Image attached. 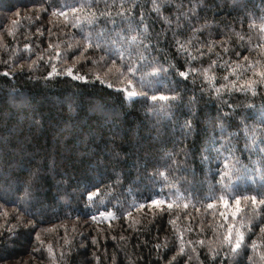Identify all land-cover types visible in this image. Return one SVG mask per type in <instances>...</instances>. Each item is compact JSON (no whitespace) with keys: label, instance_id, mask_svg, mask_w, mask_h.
I'll use <instances>...</instances> for the list:
<instances>
[{"label":"trees","instance_id":"1","mask_svg":"<svg viewBox=\"0 0 264 264\" xmlns=\"http://www.w3.org/2000/svg\"><path fill=\"white\" fill-rule=\"evenodd\" d=\"M249 14L264 16V0H0V264H264L262 206L241 200L232 216L219 199L264 197V90H213L233 52L260 47L256 30L240 38ZM101 32L117 46L135 36L147 47L133 59L138 49L165 70L137 84L147 97L129 99L105 74L110 49L84 47ZM210 65L211 84L177 74ZM149 89L180 99L154 102ZM229 154L234 171L220 181ZM228 225L244 233L235 253Z\"/></svg>","mask_w":264,"mask_h":264},{"label":"snow or ice","instance_id":"2","mask_svg":"<svg viewBox=\"0 0 264 264\" xmlns=\"http://www.w3.org/2000/svg\"><path fill=\"white\" fill-rule=\"evenodd\" d=\"M77 9L72 8L71 11L75 12ZM55 15V13H53ZM19 15V13H17ZM60 15H64L63 12L60 13ZM15 23V21H13ZM251 27V25H250ZM262 29V34H264V25H261ZM121 40H124L123 37H121ZM85 48H96V49H110L109 51V56L114 57L111 59H106L105 56H101L99 58L100 62H103L104 64V69H105V74H111L115 72L116 76L118 79H120L126 87L122 89L124 93H126L127 97L129 99L133 97H138V96H148L147 91H137V84L140 86L141 89H143L146 85V82L149 81V78H154L160 76L162 72L165 70L162 67H158L159 62H151L143 55L142 52H139L138 49L135 52V60L133 59L134 57V52H133V46L134 45H139L142 47H147L142 45L140 41L137 40L135 36L131 37L130 39L127 40V42L123 46H117L116 41H111L108 42L105 40L103 33H98L95 41H93V38L91 35L85 36ZM184 49V46L182 44L178 43V50L182 51ZM209 51H211V48H209ZM226 51V49H225ZM236 56L239 58L240 53H236ZM117 59L120 60V65H117ZM244 61H248V57L244 56L243 57ZM93 63H97V61H93ZM216 62L212 61V64L214 65ZM212 65L209 66V68L201 69V70H194V69H188L184 71H177V74L179 77L183 78L184 80H187L189 74L191 72H196V71H202L204 73V79L208 80L210 84L214 81V76H209L208 73L210 71ZM239 67V64L236 63L235 66L229 67V73H235L236 69ZM148 69V70H145ZM248 70L253 73V76H258L259 80H254V79H249L247 81H244L243 84L238 83L240 81V77L237 76L236 79L229 81L228 76H224L223 79L226 81V84H222L220 87H215L213 85V90L215 94L219 97L221 94V91H228L231 89H236L239 91H247L251 90L253 95H255V84L256 83H262L264 84V65H261L259 62L255 63H250L248 64ZM56 68L55 66L52 67V70L48 73V76L51 77L54 73H56ZM67 75L70 77H73L76 80H87V77L82 76V75H74L73 74V69L72 68H67ZM95 79L99 81L100 83H105L103 79H101L100 74L95 75ZM108 87H112L111 83H108ZM149 91H152L153 94L151 95L150 99L152 101H166L169 103V105L173 102H176L180 99V96L177 92L174 90L170 91L169 94H164L163 92L156 91L154 89H149ZM194 99V98H193ZM163 107V106H161ZM264 123V121H262ZM183 127L187 130V134L190 135L194 131V125L191 120H185ZM220 131L221 133L225 132L226 129L224 126L221 124L220 125ZM251 140L254 143L255 142V133L251 134ZM213 146L215 145V141L213 140L212 142ZM217 154H219L220 149H217ZM231 158V154L229 156H225L223 159V167L218 169L217 171V176L219 177L220 181H223L224 179H229L231 180V176L233 174V167L229 166V160ZM202 160L207 161L209 159L208 156H201ZM224 187H227V185H224ZM99 189L97 188L96 191H90L87 194V199L89 202H91L92 197L97 195V192ZM220 201L223 202L225 207L227 208L230 201L224 199L223 196H221ZM241 200L244 201H251V204L253 207H255L257 204L264 205V197H262L259 201H257V197L255 195L252 196H235L234 201H235V210L231 213L232 216H235L236 213L240 210L241 206ZM153 205L163 203V201L153 199L151 201ZM24 202L21 201V205L23 206ZM142 206V205H141ZM171 207V205H169ZM209 208L214 207L213 203L208 204ZM25 212H28L27 207L24 208ZM29 215H33V213H28ZM101 216L108 215L111 216L112 213H105V212H100ZM223 216L224 213H221ZM19 219V217H18ZM92 219H95V216L92 217ZM225 219L227 217L225 216ZM33 230L35 231L36 225H32ZM234 226L233 225H228L227 228V234L224 235L223 237V243L227 244L230 248V250L235 253L237 250H239L243 244L244 241V233L242 231L236 230L235 233L233 231ZM261 232H264V227H261ZM35 239L37 241H40V234L39 232H35ZM42 243V242H41ZM95 243V241H93ZM201 244H203V241H200ZM252 249L254 250L256 248L255 241L252 243ZM51 252V249H49ZM183 246L180 248V252H183ZM224 257H227V252H225ZM261 259H264V254L261 255Z\"/></svg>","mask_w":264,"mask_h":264},{"label":"rangeland","instance_id":"3","mask_svg":"<svg viewBox=\"0 0 264 264\" xmlns=\"http://www.w3.org/2000/svg\"><path fill=\"white\" fill-rule=\"evenodd\" d=\"M248 18L250 21L247 24L248 30H246V33L240 35V38L246 39L247 36L249 35V33H247L248 31L256 30V31L260 32V38L256 39L253 43H254V45L260 46V47L258 50H250L246 46H242V50L237 49L236 52H233V56L231 57V59L228 60V64L224 67L226 69L227 68L229 69V67H233V66H235L236 63H238L239 67L236 69L235 73L230 74L229 70H228L226 75L228 76L229 81L234 80V79H236L237 76H239L241 79L238 83H241V84H243L244 81H247L249 79H254L257 81L259 80L258 76H253V73L248 70V64L259 62L261 65H264V34H262V29H261V25H264V16H260V15L255 16L253 14H249ZM250 25H251V27H250ZM236 53H240L239 58L236 56ZM254 53H256V54H254ZM250 54H254V55L250 56ZM244 56L248 57L247 62L243 60ZM62 57H63V51L62 50H56L55 54L48 58V61L53 60V63L56 64L58 61L61 60ZM64 59H66V57H64ZM69 67L71 68L72 64H70ZM137 88H139V87H137ZM262 90H264V84L256 83L255 84V93H256L255 95H253L251 90H247V91L236 90V92L243 94V95H251L254 97V96L259 95V93ZM234 205H235V202H234ZM260 206H262V208L264 209V205H260ZM223 208H226L225 205ZM233 208H235V207H233L232 205H228V207H227V209L230 211Z\"/></svg>","mask_w":264,"mask_h":264}]
</instances>
